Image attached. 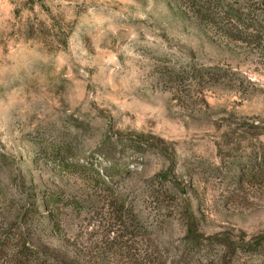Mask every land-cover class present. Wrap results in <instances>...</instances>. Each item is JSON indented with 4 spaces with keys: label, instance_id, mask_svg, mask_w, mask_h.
Listing matches in <instances>:
<instances>
[{
    "label": "rangeland",
    "instance_id": "rangeland-1",
    "mask_svg": "<svg viewBox=\"0 0 264 264\" xmlns=\"http://www.w3.org/2000/svg\"><path fill=\"white\" fill-rule=\"evenodd\" d=\"M244 13L264 0H0V243L264 264V37Z\"/></svg>",
    "mask_w": 264,
    "mask_h": 264
},
{
    "label": "trees",
    "instance_id": "trees-1",
    "mask_svg": "<svg viewBox=\"0 0 264 264\" xmlns=\"http://www.w3.org/2000/svg\"><path fill=\"white\" fill-rule=\"evenodd\" d=\"M231 16L238 21L245 22L249 29L261 32L264 37V14L244 13V17L237 14H231ZM1 242L0 264H65L45 255L42 250L31 244L25 234H11Z\"/></svg>",
    "mask_w": 264,
    "mask_h": 264
}]
</instances>
